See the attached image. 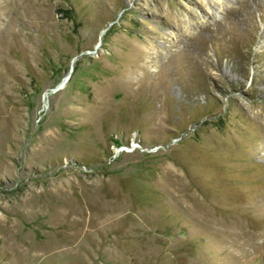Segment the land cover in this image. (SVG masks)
Listing matches in <instances>:
<instances>
[{
	"label": "rangeland",
	"instance_id": "rangeland-1",
	"mask_svg": "<svg viewBox=\"0 0 264 264\" xmlns=\"http://www.w3.org/2000/svg\"><path fill=\"white\" fill-rule=\"evenodd\" d=\"M0 264H264V0H0Z\"/></svg>",
	"mask_w": 264,
	"mask_h": 264
},
{
	"label": "water",
	"instance_id": "water-1",
	"mask_svg": "<svg viewBox=\"0 0 264 264\" xmlns=\"http://www.w3.org/2000/svg\"><path fill=\"white\" fill-rule=\"evenodd\" d=\"M63 84V81H61L58 85H56L55 87H53L52 89L55 90V89H58L60 86H62Z\"/></svg>",
	"mask_w": 264,
	"mask_h": 264
},
{
	"label": "bare ground",
	"instance_id": "bare-ground-1",
	"mask_svg": "<svg viewBox=\"0 0 264 264\" xmlns=\"http://www.w3.org/2000/svg\"><path fill=\"white\" fill-rule=\"evenodd\" d=\"M67 79H68V77H67ZM66 81H67V80H63V84H62V86H60L58 89L62 88L63 85L66 83ZM55 90H57V89H55ZM53 91H54V90H53Z\"/></svg>",
	"mask_w": 264,
	"mask_h": 264
}]
</instances>
